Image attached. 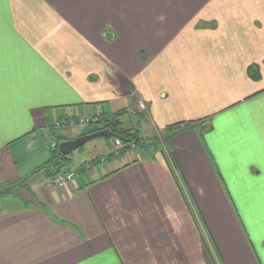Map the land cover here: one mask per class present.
Returning <instances> with one entry per match:
<instances>
[{
	"label": "crops",
	"instance_id": "1",
	"mask_svg": "<svg viewBox=\"0 0 264 264\" xmlns=\"http://www.w3.org/2000/svg\"><path fill=\"white\" fill-rule=\"evenodd\" d=\"M121 112L192 128L108 158L55 127ZM80 138L90 171L3 198L0 264H264V0H0V186Z\"/></svg>",
	"mask_w": 264,
	"mask_h": 264
},
{
	"label": "trees",
	"instance_id": "2",
	"mask_svg": "<svg viewBox=\"0 0 264 264\" xmlns=\"http://www.w3.org/2000/svg\"><path fill=\"white\" fill-rule=\"evenodd\" d=\"M124 114L123 112L118 113L114 117H100L99 122L90 125L88 127H91V133L94 132H105L106 138H118L123 143L124 147L120 151V155L122 153H126L127 151L131 150V148L128 147L129 143H134L135 149H143L144 146L148 147L151 146V148H154L155 151L159 150V148H165L168 147V143L171 140V138L178 133L179 131L190 129L192 128L190 124H177L172 125L167 128L162 133H159L158 135L153 136L150 140L144 141L139 136V129L137 128H126L124 127V122L122 121ZM195 127V126H194ZM78 151H82L81 148H77ZM108 158L114 157V155L110 154L107 155ZM71 157L70 156H64L56 146L55 148L50 149L49 157L46 162L41 164L40 166L36 167L28 176L21 179L18 182L11 183V184H4L0 186V192H2L0 198H16L19 197V190L24 189L26 190V182L30 177L43 172L45 176L48 179H52L55 175H57L60 172H64L66 170H69L70 164H71ZM88 172V169L86 168H78L75 171V174L79 173H85Z\"/></svg>",
	"mask_w": 264,
	"mask_h": 264
},
{
	"label": "built area",
	"instance_id": "3",
	"mask_svg": "<svg viewBox=\"0 0 264 264\" xmlns=\"http://www.w3.org/2000/svg\"><path fill=\"white\" fill-rule=\"evenodd\" d=\"M137 109L140 112H145L147 110L146 105L144 104L143 101L139 100L137 102ZM100 117L99 115H92V116H85L79 119H76L74 117L66 119L64 121H59L55 123V127L57 128H63V127H88L90 125H93L97 122H99ZM110 154L117 156L120 151L123 149L124 145L121 142L120 139L118 138H113L110 143ZM128 147L131 148L132 150L135 149L134 143H129ZM106 158H101L100 162H104ZM89 171L91 170L90 165L88 167H85ZM76 174L74 170H66L64 172H60L57 175H55L52 179H50V184H57V183H63L67 182L70 180H73L75 178Z\"/></svg>",
	"mask_w": 264,
	"mask_h": 264
},
{
	"label": "rangeland",
	"instance_id": "4",
	"mask_svg": "<svg viewBox=\"0 0 264 264\" xmlns=\"http://www.w3.org/2000/svg\"><path fill=\"white\" fill-rule=\"evenodd\" d=\"M142 101V100H141ZM145 104V103H144ZM146 105V104H145ZM126 121V120H125ZM124 121V122H125ZM126 128H127V126H125ZM53 129H55L54 128V126H53ZM56 130V129H55ZM142 129H139V136H140V133H142ZM57 141V140H56ZM56 141H54V143L52 144V147L53 148H55L56 146H57V143H56ZM62 144H64V143H62ZM99 145V146H101V147H103V150H105L106 149V139L105 138H98V139H95V140H93V141H91V142H87L86 144H83L80 148L81 149H83L84 148V151H83V153H81V158L82 159H85L86 160V158H88V156H87V153H89V152H91V153H96V154H101L103 151H102V149H96L94 146L95 145ZM57 147H59V146H57ZM132 150V149H131ZM75 151V153H74V161L76 162V161H78V159H79V153H77V149L76 150H74ZM102 151V152H101ZM86 154V155H85ZM131 156H135L137 153L135 152V150H133L132 152H130L129 153ZM85 160H83V161H85ZM105 166L107 165V164H104ZM103 164H102V166H104ZM93 177V176H92ZM1 194H2V192H0V196H1ZM9 198V197H8ZM4 199H2V198H0V212L2 211L3 212V210H8L9 209V205H8V203L9 202H11V201H13V200H17V199H8L9 200V202H6V201H3ZM10 204H12V203H10ZM13 206V205H12Z\"/></svg>",
	"mask_w": 264,
	"mask_h": 264
},
{
	"label": "water",
	"instance_id": "5",
	"mask_svg": "<svg viewBox=\"0 0 264 264\" xmlns=\"http://www.w3.org/2000/svg\"><path fill=\"white\" fill-rule=\"evenodd\" d=\"M88 138H80L73 142L64 143L59 145L58 149L64 156H70L73 150L81 147L85 142H87Z\"/></svg>",
	"mask_w": 264,
	"mask_h": 264
},
{
	"label": "bare ground",
	"instance_id": "6",
	"mask_svg": "<svg viewBox=\"0 0 264 264\" xmlns=\"http://www.w3.org/2000/svg\"><path fill=\"white\" fill-rule=\"evenodd\" d=\"M110 139V138H109Z\"/></svg>",
	"mask_w": 264,
	"mask_h": 264
}]
</instances>
